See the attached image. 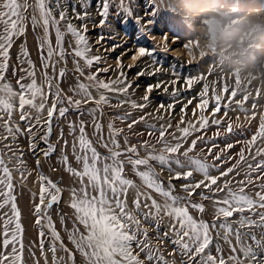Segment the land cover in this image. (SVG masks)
<instances>
[{"label": "snow or ice", "instance_id": "obj_1", "mask_svg": "<svg viewBox=\"0 0 264 264\" xmlns=\"http://www.w3.org/2000/svg\"><path fill=\"white\" fill-rule=\"evenodd\" d=\"M51 3L52 0H34V4L29 3V0H0V264H28L29 259L32 264H40L41 257L44 264H49L48 253H51V264H77L76 253L82 258L83 264H177L176 257H179V264H264V159H258L264 157V144L256 146L258 140L264 141V132L253 134L250 140L242 142L254 163L248 160L242 149L236 163L223 171L221 167L226 161L221 160L220 154L213 156L212 161L208 160L212 148L217 145L213 144L204 154L203 148L197 151L198 141L209 143L203 135L196 136L189 143L190 137L209 127V120L205 116L201 115L196 122L187 123L182 117L179 124L186 126L179 127L178 124L174 131H169L173 128L171 119L159 127L148 123V116L154 120L164 119L161 109L171 116L173 103H160L157 109L159 115L146 113L127 125L131 129L135 124L146 123L147 135L156 137L155 143L140 140L137 144H131L128 136L124 135L121 144L118 138L123 129L115 127L114 121L108 124V134L105 136L95 113L103 115L101 106H113L106 93L124 95L132 85L126 83L127 76L123 71L115 80L108 81L98 78L101 72L107 73L108 68H97L85 75V68L92 69L102 59L100 56L89 55L92 47L86 35L87 25L82 26L81 32L68 23L66 30L62 31L61 23L66 20L67 11L61 10L57 19L53 14L54 8L49 7ZM119 3L123 8L124 0H119ZM59 6L60 0H56L55 7ZM149 7L150 11L145 15L156 17L154 0H149ZM29 9L33 10L30 15ZM109 11L110 0H103L100 16L104 19L99 22L101 27L105 25ZM124 13L127 17H133L129 8H124ZM88 15L86 11L83 15L76 13V18L85 19ZM141 19L136 17L135 23L139 25ZM144 23L151 25L154 20ZM29 25L33 31L43 29L39 44L41 79L38 82L37 67L30 59L27 48L22 45L17 59L21 64L27 63L28 67L20 68L25 74L19 77L13 69L12 76L16 78L13 86L7 78L10 51L15 40L25 35ZM141 31L145 36L152 35L151 29L145 26H141ZM53 32L55 44L51 38ZM66 34L71 35L75 43L72 49V55L78 58L74 61L75 71L87 81L85 83L78 79L76 85L68 89L71 96L60 87L66 75L65 68L57 70L58 64L66 62ZM104 39V36H100L96 42L100 43ZM163 39L166 46V34ZM120 47L114 44L110 51L115 52ZM155 51V47L137 46L130 59L136 61L142 57L152 58L153 64L148 67L153 68L152 74L155 75L162 70V66L157 65L155 60ZM124 54L116 57L120 68H123L120 57ZM80 61H83L84 67L80 66ZM176 67L172 65L175 78L170 81L173 97L179 95L174 86L181 79L175 72ZM135 75L142 77L145 70ZM202 81L189 76L183 82L191 88ZM168 83L149 85L146 93L150 94L154 87L162 86L167 92ZM93 91L98 98L93 95ZM209 91L202 83L200 100L195 105L201 113L210 106ZM142 99L147 102L149 95H144ZM211 101V123L220 125L221 121L215 117L222 112V101L213 96ZM89 103L96 105L87 113L92 117V137L86 131L87 121H70L68 136L72 137L71 142L65 137L63 128L60 129L56 143L51 142L54 116L67 119L70 111L84 116V106ZM192 103L193 100L189 99L188 104ZM125 104L141 112L147 107V103H138L130 95L115 106L122 107ZM180 111L186 115L184 107ZM228 111L224 108L223 115L227 117ZM17 115L18 120L14 119ZM129 116L130 112L114 119L123 123ZM193 116H196L195 111ZM224 132H233L230 123L226 129L218 130L215 136H221ZM21 138L27 139L28 151L33 155L37 151L41 152L45 160L56 153L57 143L61 145L58 161L64 171L74 178L73 186L68 188L69 199L66 202L72 210L71 216L68 213L60 215V224L71 248L64 242L51 214L54 206L61 203L64 188L43 172L37 171L38 179L35 182L39 183V202L34 203L33 215L36 217L35 225L39 228L40 257L33 250L35 244L29 246L28 257L25 256V228L17 205L13 173H17L20 183L24 184L33 170L26 166L24 150L19 143ZM40 143L45 147L38 149ZM233 146L232 143L225 145L227 149ZM98 147L105 149V153H101ZM141 150L144 155H141ZM73 161L76 167H73ZM36 166L38 170L39 159L36 160ZM157 166L160 172L166 171L171 177L167 184L160 179ZM213 170L218 175H213ZM232 173L235 175H230ZM241 173L243 178L237 180L236 177L241 176ZM194 174L202 178L196 180ZM225 177L228 179H223ZM173 179L186 183H182L177 191ZM194 196L199 197V201H194ZM35 197L36 193H33ZM203 201H209L210 205H205ZM208 206L212 209L210 221L203 218ZM69 219L71 227L68 226ZM45 227L48 229L47 234ZM45 239L50 241L47 250Z\"/></svg>", "mask_w": 264, "mask_h": 264}, {"label": "rangeland", "instance_id": "obj_2", "mask_svg": "<svg viewBox=\"0 0 264 264\" xmlns=\"http://www.w3.org/2000/svg\"><path fill=\"white\" fill-rule=\"evenodd\" d=\"M192 0H190L191 2ZM189 0H154L155 7L157 9V16L152 17L150 15H145L146 12L150 11L149 0H124V7L120 6V3L116 0H110V11L106 18L105 25L100 26V20L104 19L100 16L102 11L103 0H60L59 8L55 7L56 0H52L49 7L54 8V15L59 18V12L61 10L67 11V18L61 23L62 31L66 30V25L71 23L73 26L77 27L78 30L83 32V25H87V38L89 44L92 47L93 56L102 57L99 64H95L92 69L85 68V75L89 71H95L97 68H108L107 73L101 72L99 79L115 80V77L123 71L127 80L126 83H130L132 87L137 90H144L149 85L155 86L157 82H169L167 84L168 91L165 92L163 86L161 88H153L152 93H146L149 95V100L147 102H140L136 98L128 93H131L129 88L128 93L122 95L126 99L129 97L138 103H147L148 110L157 112L160 103L168 105L169 103L174 104V110L169 116L168 112L163 109L160 110L164 114V119L160 120L166 124L169 119L173 124V128L169 131H174L176 125L183 117L185 122H196L201 115L205 116L209 120V127L202 131L195 133L194 136L189 138V143L191 139H195L196 136L203 135L204 139L209 141V143L204 144L202 141L197 143V151L201 148L204 149V154H207L208 148H212L215 144L217 147L212 148V155L208 156V160L212 161L213 156L216 154L221 155V160L226 161L222 167L221 171L231 167L239 159V152L243 149L245 150V155L248 157L250 162L251 154L248 152L244 140H250L253 134H259L264 132V75H256L251 77L242 76L237 70H233L230 63H226L225 59L216 54H209L208 50L203 47L204 37L202 35V28L207 27L205 14L209 11H218L222 13H230L233 19H239L248 17L250 14H254L257 17H264V0H196L194 4H191ZM135 3V4H133ZM73 6H75V12L73 11ZM124 8H129L133 12V17H127L124 13ZM89 15L85 19H77L76 13L83 15L84 12ZM136 17H142L140 24L135 23ZM154 20L151 25H145V21ZM141 26H145L152 31V35L145 36L141 31ZM65 28V30L63 29ZM167 35V44L165 46V40L163 35ZM100 36H104L105 39L97 43L96 41ZM43 37V29L37 28L35 31L32 30L31 25H29L28 30L24 36L16 39L13 48L10 51L9 68L7 71V78L14 83L16 78L12 76L13 69L17 72V77L23 76L25 73L20 71V68H27V63L21 64L17 57L20 54L21 46L27 48L29 52L30 59L35 63L37 67V79L38 82L41 79V64H40V50L39 44ZM177 37L178 39H174ZM53 44H55V34L51 35ZM114 39V40H113ZM71 44V47H69ZM119 44L122 47L117 48L115 54L110 53L112 45ZM137 46H145L147 48L155 47V60L157 65L162 66V70L157 72L155 75L151 73L152 67L148 65L153 64L152 58L142 57L133 61L130 59L136 51ZM65 48L67 49L66 62L57 65V70L60 68H65L66 75L63 78L60 87L64 83H68L67 88L62 89L67 91L70 85L74 87L77 80L84 81V77H81L79 73L75 71L76 65L74 63L78 58L72 55V49L75 48L74 39L71 35H65ZM99 51H95L98 50ZM105 49H109L105 52ZM125 49L128 51L125 52ZM97 52H101L100 55ZM215 53V49H212ZM121 53H125L120 57L123 68L118 67L116 62V57ZM92 55V54H90ZM248 63L255 65L257 68L264 66V49L252 50L242 57ZM131 68L129 69V66ZM172 65H176L175 72L180 76V82L174 87L179 91L177 97H173L171 92L173 86L170 81L175 78L173 75ZM80 66L84 67L83 61H80ZM145 70V75L142 77H137L135 74L140 70ZM149 70V71H148ZM148 71V73H147ZM51 73V69H49ZM189 76L202 79L201 83L193 85L188 88L184 84V80ZM204 79L206 82L204 83ZM87 83V81H84ZM27 83V81H25ZM202 83L210 90L208 98L210 99L209 108L201 113L199 109H196L195 105L199 102V93L202 91ZM123 87L124 85H119ZM115 87V86H114ZM107 95H115L112 93H106ZM72 93L69 94L71 96ZM118 95V103L123 98ZM211 96L219 98L221 102L222 112L216 115V119L221 121L220 125H213L211 123L212 116V105ZM192 99L193 103L188 104V100ZM51 104V99L49 100V105ZM91 103L84 106L85 115L89 116L88 106ZM186 109V115L181 113V108ZM106 108V107H105ZM104 108V109H105ZM224 108L228 109L227 117L223 115ZM138 109H132L128 104L122 107H109L105 109L106 114L100 115L98 112L95 113L97 120L101 122L105 121L107 117L114 119L118 116H124L125 113H131L123 123L119 119H114L115 127L123 129V136L127 135L130 143H136L140 140H149L151 143L156 142V137H149L147 135L148 125L144 122L135 124L133 128L129 129L128 124L136 119L135 113ZM193 111L196 112V116H193ZM46 115V113H45ZM79 116L75 111H70L67 114V119L60 118L55 115L53 118V133L50 141L56 143L57 137L59 135L60 129L63 128L65 136L68 133V123L70 120L75 119L78 123L84 117ZM92 118L91 116H89ZM18 120V115L14 117ZM68 120V121H67ZM67 121V122H66ZM148 123L150 122L147 118ZM231 124L233 132H224L221 136H215L218 130L226 129L228 124ZM155 124V123H154ZM23 127V125H21ZM92 126V124H91ZM186 124H179V127H184ZM159 127V125H157ZM197 127L199 125L197 124ZM58 128L59 131H58ZM93 129V127H92ZM138 133H143V135H138ZM178 133V132H177ZM179 135V134H177ZM158 136V134H157ZM239 141V142H238ZM21 148L24 150V159L27 161V167L32 171V175L27 178L26 183L21 184L20 178L17 173H13L15 188V195L17 197V205L21 211V223L24 225V244H25V256L28 257L29 246L35 244L36 247L33 249L36 252L37 257H40L39 252V228L35 225L36 217L33 215L34 203L39 202V183H36L37 171L43 172L44 175L51 178L54 182L59 184L64 188V193L62 196L61 203L54 206L52 210V218L55 222L56 228L60 231L64 242L69 248L72 247L67 241V235L63 231L60 224V215L63 213H68L71 216L72 210L67 206V201L69 199L68 188L70 187V175L64 171L63 167L58 161V156L60 152V147L56 148L57 151L45 160L43 154L39 151L33 155L28 151L27 139L21 138L19 141ZM227 143H232L234 146L231 149H227L225 145ZM123 144V139L121 141ZM264 144V141L257 142V147ZM2 147V145H0ZM159 147V145H157ZM187 147V145H185ZM39 149V148H38ZM223 150V151H222ZM255 148L252 149L254 153ZM144 154L141 150V155ZM40 160V167L37 170L36 160ZM258 159H264V157H259ZM219 164L220 161H215ZM11 167V165H10ZM244 165H241L243 168ZM53 169H56L55 171ZM64 174L68 177L65 178ZM163 175L169 174L164 171ZM213 175H218V173L213 170ZM195 179L199 180L202 177L198 174H194ZM232 176L235 173L230 174ZM131 176V175H130ZM241 176L236 177V179H242ZM223 179H228L225 177ZM177 191H179V186L182 183H186L183 180H175ZM32 185H35L36 191L32 189ZM200 191V190H197ZM33 193H36L35 199L33 198ZM183 194V193H181ZM194 201H199V197L194 196L192 198ZM130 202V201H129ZM205 205H210L209 201H203ZM212 209L210 206L206 208L203 218L206 220H211ZM195 215V212L193 211ZM69 224L71 225V220L69 219ZM163 228V225H162ZM45 233H48V229L44 228ZM154 235V233H150ZM215 234L213 233V236ZM49 239H45V250L48 248ZM216 241L214 240V243ZM222 243V242H221ZM169 250H170V246ZM225 248L227 246L225 245ZM62 253H58L61 255ZM167 255V253H165ZM49 264H51V253H48ZM77 264H83L82 258L76 253ZM28 264H32L29 259ZM40 264H44L43 258H40Z\"/></svg>", "mask_w": 264, "mask_h": 264}, {"label": "clouds", "instance_id": "obj_3", "mask_svg": "<svg viewBox=\"0 0 264 264\" xmlns=\"http://www.w3.org/2000/svg\"><path fill=\"white\" fill-rule=\"evenodd\" d=\"M205 18L208 26L202 28L203 47L210 55L223 57L242 76L264 75V66L257 68L242 58L252 50L264 49V17L250 14L233 19L230 13L209 11Z\"/></svg>", "mask_w": 264, "mask_h": 264}, {"label": "bare ground", "instance_id": "obj_4", "mask_svg": "<svg viewBox=\"0 0 264 264\" xmlns=\"http://www.w3.org/2000/svg\"><path fill=\"white\" fill-rule=\"evenodd\" d=\"M116 1H118L119 2V0H116ZM196 0H192L191 2H190V0H189V2L191 3V4H194V2H195ZM262 1V0H261ZM29 3H33L34 4V0H29ZM133 4H135V3H133ZM32 9H29V15L32 13ZM63 29L65 30V28L63 27ZM114 40V39H113ZM99 50H100V48H99ZM99 50H95V51H99ZM106 52V51H105ZM113 51H110V53H112ZM116 52V51H115ZM115 52H113L114 54H115ZM90 54H92V55H90ZM89 55L90 56H93V52H91ZM97 54L98 55H100L101 54V52H97ZM149 71V70H148ZM148 71H147V73H148ZM151 71V73L153 72V68L150 70ZM119 75H117L116 77H115V79L118 77ZM206 82V79H204V83ZM207 83V82H206ZM13 84V86H14V83H12ZM67 86H68V83H64L63 84V88H67ZM114 86H116V85H114ZM61 87V88H62ZM70 87H72V85H70L69 86V88ZM68 88V89H69ZM68 89H67V91H66V93H67V95H69L71 92H68ZM130 90H131V92H132V94L131 93H128V94H130L131 96H132V98H136V99H138L140 102H145V101H143V99H142V97L144 96V95H146V92H145V89L144 90H137V89H135L134 87H131L130 88ZM93 95L94 96H97V93L95 92V91H93ZM109 97H110V99H111V104L113 105V106H107V105H104V106H101L102 107V112H103V114H106V112H105V109H107V108H109V107H112V108H114V107H116L115 105L118 103V98H117V96L118 95H108ZM120 98H123V99H126L124 96H119ZM97 98H98V96H97ZM96 107V105L94 104V103H91L89 106H88V109H93V108H95ZM106 107V108H105ZM105 108V109H104ZM155 111V110H154ZM154 111H152V110H148V108H144L143 109V112H141L140 110H137L136 111V113H135V117H136V119H138L141 115H144V114H146V113H152L153 115H159V114H156V112H154ZM162 112V111H161ZM99 114H100V112H98ZM101 115V114H100ZM148 118V120L150 121V122H153V123H155L156 125H160L161 123H163L162 121H160V120H154L153 119V117L152 116H148L147 117ZM81 120H85V121H87L88 122V126H87V128H86V131L88 132V134H89V137L91 138L92 137V134H93V129H92V126H91V124H92V118H90L89 116H84ZM68 121V120H67ZM66 121V122H67ZM70 121H75V122H77L75 119H73V120H70ZM69 121V122H70ZM114 121V119H112L111 117H107L106 118V120L105 121H103V122H101L100 120H98V122L99 123H101L102 124V126H103V134L105 135V136H107V134H108V124L110 123V122H113ZM78 123V122H77ZM116 125V124H115ZM59 129L60 128H58V131H59ZM158 134V133H157ZM177 134H179V133H177ZM68 140H69V142H71V140H72V137L71 136H68V133H67V135L65 136ZM118 139H120V141H122V139H123V134H121V137H119ZM131 144H136V143H131ZM61 145H60V143H57L56 144V148H58V147H60ZM42 147H45V145H43V143H40V144H38V148H42ZM98 150L101 152V153H105V149H103L102 147H98ZM142 155H144V154H142ZM69 158H70V160H72V157H71V155H70V153H69ZM73 167H76V165H75V163H74V161H73ZM157 172L160 174V179H162L164 182H165V184H167V182L169 181V179H171V177L170 176H168L167 174L166 175H163L162 174V172H160V169H159V166H157ZM129 175H131V173L129 172ZM64 176H65V178H67L68 179V177L64 174ZM70 187L71 186H73V180H74V178L73 177H71L70 176ZM172 183L173 184H175V185H177L176 184V182H175V180L173 179L172 180ZM32 189L34 190V191H36V188H35V185H32ZM33 196V195H32ZM157 199H159V197H157ZM68 226L69 227H71V225L68 223ZM78 256H79V254H78ZM80 257V256H79ZM176 259H177V264H179V257H176Z\"/></svg>", "mask_w": 264, "mask_h": 264}]
</instances>
